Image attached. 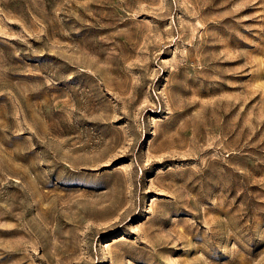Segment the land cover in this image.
Segmentation results:
<instances>
[{
    "label": "rangeland",
    "instance_id": "374dc122",
    "mask_svg": "<svg viewBox=\"0 0 264 264\" xmlns=\"http://www.w3.org/2000/svg\"><path fill=\"white\" fill-rule=\"evenodd\" d=\"M0 264H264V0H0Z\"/></svg>",
    "mask_w": 264,
    "mask_h": 264
},
{
    "label": "bare ground",
    "instance_id": "6f19581e",
    "mask_svg": "<svg viewBox=\"0 0 264 264\" xmlns=\"http://www.w3.org/2000/svg\"><path fill=\"white\" fill-rule=\"evenodd\" d=\"M121 167V166H120Z\"/></svg>",
    "mask_w": 264,
    "mask_h": 264
}]
</instances>
